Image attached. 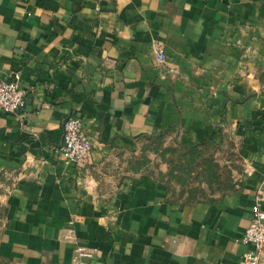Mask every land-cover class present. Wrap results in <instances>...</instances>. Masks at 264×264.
<instances>
[{
	"label": "crops",
	"instance_id": "1",
	"mask_svg": "<svg viewBox=\"0 0 264 264\" xmlns=\"http://www.w3.org/2000/svg\"><path fill=\"white\" fill-rule=\"evenodd\" d=\"M14 69L28 98L0 111L7 264H70L75 244L89 264H239L264 209V0H0V75ZM73 113L82 165L59 148ZM168 127L164 143L228 131L234 187L186 203L131 169L138 137Z\"/></svg>",
	"mask_w": 264,
	"mask_h": 264
},
{
	"label": "trees",
	"instance_id": "2",
	"mask_svg": "<svg viewBox=\"0 0 264 264\" xmlns=\"http://www.w3.org/2000/svg\"><path fill=\"white\" fill-rule=\"evenodd\" d=\"M172 129L168 127L157 133L140 135V152L129 161V167L150 175L157 174L166 192H170V200L188 203L209 199L216 191L221 195L234 187L232 169L239 168V156L228 131L219 127L217 143L202 140L183 144L177 139L164 143L165 133ZM150 152L153 157L148 155ZM159 162L165 163L164 171L158 169ZM175 183L178 189L174 194L172 186ZM0 264H7L1 256Z\"/></svg>",
	"mask_w": 264,
	"mask_h": 264
},
{
	"label": "built area",
	"instance_id": "3",
	"mask_svg": "<svg viewBox=\"0 0 264 264\" xmlns=\"http://www.w3.org/2000/svg\"><path fill=\"white\" fill-rule=\"evenodd\" d=\"M155 59L161 61L163 52L154 50ZM27 93L21 85L19 70L14 69L7 76L0 75V111L17 113L27 102ZM60 150L64 163L86 164L91 150L88 137L81 128L80 116L73 113L62 120ZM72 220H68L71 223ZM72 232L70 231V235ZM238 240L247 247L240 254L239 264H264V209L257 205L251 212L250 219ZM93 251L82 245L75 244L70 257V264H89Z\"/></svg>",
	"mask_w": 264,
	"mask_h": 264
}]
</instances>
